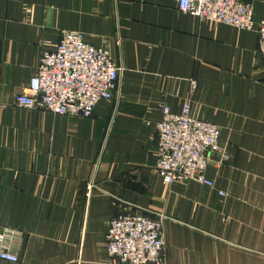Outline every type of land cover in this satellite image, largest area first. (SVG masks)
Returning a JSON list of instances; mask_svg holds the SVG:
<instances>
[{
	"label": "crops",
	"instance_id": "1",
	"mask_svg": "<svg viewBox=\"0 0 264 264\" xmlns=\"http://www.w3.org/2000/svg\"><path fill=\"white\" fill-rule=\"evenodd\" d=\"M243 1L264 20V0ZM63 29L123 66L118 98L87 117L14 102L43 42L53 46ZM186 102L220 128L206 168L214 188L168 186L155 171L162 106L179 112ZM120 210L165 216L164 264H264L256 30L202 22L175 0H0V249L18 258L0 264H114L105 233Z\"/></svg>",
	"mask_w": 264,
	"mask_h": 264
},
{
	"label": "built area",
	"instance_id": "2",
	"mask_svg": "<svg viewBox=\"0 0 264 264\" xmlns=\"http://www.w3.org/2000/svg\"><path fill=\"white\" fill-rule=\"evenodd\" d=\"M177 9L202 22L223 23L257 32V53L264 65V20L255 23L250 2L243 0H176ZM119 45V39L116 40ZM38 64L25 89L14 96L16 105L40 108L54 114L90 116L101 101L118 98L122 63L104 47L86 42L79 31L63 29L51 46L44 41ZM192 88L195 81L191 80ZM155 171L168 186L195 182L214 188L206 175L208 154L218 148L220 128L190 114L189 102L179 112L162 106L155 125ZM224 156V155H223ZM95 187L94 173L85 185ZM222 193V192H220ZM120 210L105 233L106 255L114 264H164L163 214ZM0 259L18 262L15 254L0 249Z\"/></svg>",
	"mask_w": 264,
	"mask_h": 264
},
{
	"label": "rangeland",
	"instance_id": "3",
	"mask_svg": "<svg viewBox=\"0 0 264 264\" xmlns=\"http://www.w3.org/2000/svg\"><path fill=\"white\" fill-rule=\"evenodd\" d=\"M214 124V123H213ZM216 125V124H215ZM218 126V125H217ZM219 127V126H218ZM220 136V135H219ZM218 140H219V138H218ZM189 182V181H188ZM177 184V183H176ZM165 246H166V244H165ZM165 254H166V252H165ZM165 260V259H164Z\"/></svg>",
	"mask_w": 264,
	"mask_h": 264
},
{
	"label": "bare ground",
	"instance_id": "4",
	"mask_svg": "<svg viewBox=\"0 0 264 264\" xmlns=\"http://www.w3.org/2000/svg\"><path fill=\"white\" fill-rule=\"evenodd\" d=\"M176 1V0H175ZM176 6H177V3H176ZM120 83H121V81H120ZM115 98V97H114ZM112 100V99H111Z\"/></svg>",
	"mask_w": 264,
	"mask_h": 264
}]
</instances>
